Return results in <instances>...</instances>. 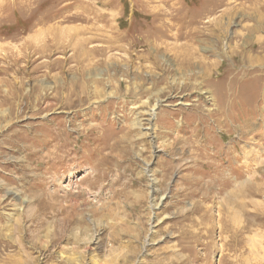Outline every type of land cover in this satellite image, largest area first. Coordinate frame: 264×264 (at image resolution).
<instances>
[{"label":"rangeland","instance_id":"1","mask_svg":"<svg viewBox=\"0 0 264 264\" xmlns=\"http://www.w3.org/2000/svg\"><path fill=\"white\" fill-rule=\"evenodd\" d=\"M0 238V264H264V0H0Z\"/></svg>","mask_w":264,"mask_h":264},{"label":"bare ground","instance_id":"2","mask_svg":"<svg viewBox=\"0 0 264 264\" xmlns=\"http://www.w3.org/2000/svg\"><path fill=\"white\" fill-rule=\"evenodd\" d=\"M3 2V1H2ZM5 2V1H4ZM3 2V3H4ZM27 2V1H26ZM21 2H19V4H20ZM24 3V2H23ZM8 4V3H7ZM3 5V4H2ZM10 5V4H9ZM15 5V4H14ZM31 5L32 4H30V3H27L26 5H24V7H23V11L26 13V12H29L30 10H31ZM20 6H21V4H20ZM19 6V7H20ZM18 7V6H17ZM4 8V7H3ZM2 8V9H3ZM19 9H21V8H19ZM33 9V8H32ZM9 10V9H8ZM7 10V11H8ZM15 10V9H14ZM14 10H12V11H14ZM19 11V10H18ZM23 11H21V12H23ZM32 11H34V9L32 10ZM35 12H36V10H35ZM12 14V13H11ZM21 14V13H20ZM31 14V13H30ZM33 14V13H32ZM35 14V13H34ZM25 17H27V16H25ZM36 19V18H35ZM32 20H33V16H31V18L29 19V22H28V25H31V23L30 22H32ZM22 20H20V22H21ZM22 23H24V21L22 22ZM25 23H27V22H25ZM18 24H20V23H18ZM17 26H19V25H17ZM21 26V25H20ZM37 26V25H36ZM24 27V26H23ZM22 27V28H23ZM33 28V27H32ZM24 29V28H23ZM25 30H26V28H25ZM8 31V30H7ZM19 33V32H18ZM31 46V45H30ZM32 72V71H31ZM64 94V93H63ZM81 102V101H80ZM158 106H156V107H154L152 110H151V114L152 115H150V116H153V115H155V112L157 111V108ZM48 109V108H47ZM19 111V110H18ZM76 115V114H75ZM138 115V114H137ZM149 116V115H148ZM147 116V117H148ZM165 116V115H164ZM22 117V116H21ZM36 117V116H35ZM6 118V117H5ZM78 118V117H77ZM155 118H153V117H151L150 119H148V121H149V123H150V121H152V120H154ZM142 120V119H141ZM54 121V120H53ZM9 122V121H8ZM140 122V121H139ZM53 123V122H52ZM9 124V123H8ZM147 124V123H146ZM35 125V124H34ZM137 125H138V123H137ZM140 125L141 124H139V127H140ZM145 125V124H144ZM14 126V125H13ZM12 126V127H13ZM147 126V125H146ZM5 127H6V125H5ZM15 129V128H14ZM23 129V128H22ZM154 129H155V126H153V124H151V126L149 127V128H145V130H150V131H154ZM38 130V129H37ZM65 130V129H64ZM11 131V130H10ZM24 132V131H23ZM56 132H57V130H56ZM38 133V132H37ZM54 133V132H53ZM62 133V132H61ZM60 133V134H61ZM15 134V133H14ZM21 134V133H20ZM46 134V133H45ZM57 134V133H56ZM10 135V134H9ZM12 135V134H11ZM150 135V134H149ZM27 136V135H26ZM53 136V135H52ZM9 138V137H8ZM26 138V137H25ZM10 139V138H9ZM14 139V138H13ZM27 139V138H26ZM30 139V138H29ZM11 140H12V136H11ZM15 141V140H14ZM5 143V142H4ZM12 144V143H11ZM9 145V144H8ZM21 146V145H20ZM30 147V146H29ZM26 148V147H25ZM26 150V149H25ZM30 150V149H29ZM66 151V150H65ZM63 158V157H62ZM55 159V158H54ZM60 160H61V158H60ZM58 161V160H57ZM61 162V161H60ZM58 162H56V164H57ZM61 164V163H60ZM208 165V164H207ZM202 167V166H201ZM207 167V166H206ZM205 168V167H204ZM238 168V167H237ZM242 168V167H241ZM243 170V169H242ZM241 172V171H240ZM252 173V172H251ZM244 172L242 171L241 173H239V174H236L235 175V173L233 174L232 173V176H230L229 174H227L226 176H221V178L223 177L224 178V180H220V181H224L223 182V189H222V191L223 192H227V195H230L231 197H230V200H236V198L237 197H239V196H241V197H243L242 196V194H243V192H245L244 190L242 191V187H243V185H244V183L242 184V178H243V176H244ZM223 175H224V173H223ZM221 178H219V179H221ZM254 178V177H253ZM252 179V178H251ZM250 179V180H251ZM215 180V179H214ZM251 182V181H250ZM249 182V183H250ZM214 183V182H213ZM253 185V184H252ZM154 186V185H153ZM256 188V187H255ZM235 189L237 190V191H235ZM249 191H251L250 192V194L251 195H256L257 194V190H255V189H252L251 188V190H249ZM154 192V191H153ZM247 195V194H246ZM249 196V195H248ZM241 203V202H240ZM240 203H239V205H240ZM238 205V204H237ZM242 209V208H241ZM205 211V210H204ZM241 211V210H240ZM23 228V227H22ZM15 232V231H14ZM26 236V235H25ZM235 236V235H234ZM1 239V238H0ZM16 241V240H15ZM18 241H20V240H18ZM28 257V256H27Z\"/></svg>","mask_w":264,"mask_h":264}]
</instances>
